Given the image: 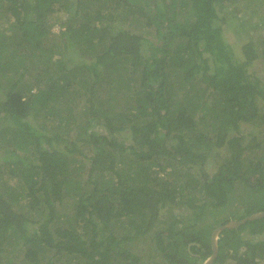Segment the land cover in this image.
<instances>
[{"label":"trees","instance_id":"obj_1","mask_svg":"<svg viewBox=\"0 0 264 264\" xmlns=\"http://www.w3.org/2000/svg\"><path fill=\"white\" fill-rule=\"evenodd\" d=\"M96 1L114 9L132 3ZM228 1L188 0L196 17L185 23L176 18L177 0L165 11L152 10L148 22L156 25L160 40L145 60V38L117 27L108 42V31L97 26L106 12L98 9L96 18L81 14L84 0H0V264L9 242L15 247L6 264H15L20 249L25 264H69L78 258L83 264H147L125 242L148 234L166 209L184 207L190 215L173 216L155 233L166 264L196 261L189 241H199L191 249L201 257L213 253L211 234L218 225L208 222L212 212L215 217L226 205L238 179L264 187V156L245 158L263 142L252 134L244 142L240 133L245 123L264 122L263 78L249 70L264 61V44L259 46L264 37L249 38L236 52L221 24L228 19ZM134 6L126 11L137 12ZM260 15L253 16L260 21ZM175 38L183 43L171 51ZM80 53L96 58L80 61ZM130 57L132 74L124 78L121 72L112 80L130 95L112 88L99 95L98 86L105 87L102 66L115 70ZM174 71L178 85L199 78L206 93L184 94L187 104H179ZM125 131L130 144L118 136ZM170 138L178 142L169 144ZM222 150L228 155L211 164V175L206 164ZM189 163L199 166L202 180L192 175ZM14 177L21 184L11 183ZM263 209L251 208L240 218ZM115 227H122L123 236ZM246 229L264 234V216L223 229L218 260L224 263L232 254L242 264H259L264 236L253 244L241 236Z\"/></svg>","mask_w":264,"mask_h":264},{"label":"rangeland","instance_id":"obj_2","mask_svg":"<svg viewBox=\"0 0 264 264\" xmlns=\"http://www.w3.org/2000/svg\"><path fill=\"white\" fill-rule=\"evenodd\" d=\"M132 3L129 4H124L122 3L119 9H114L113 6H102L99 5L98 1L96 0H84V8L81 12V14H90L92 17L97 16L96 11L99 10H104L106 12V16L104 19H99L97 22V26L99 28H103L104 31H108L106 35V40L109 42L113 33L117 32V27L120 29H127L132 32L140 34L143 38L146 39V41H142L143 47L141 48V52L143 55V58L149 59L151 57L152 51H155L153 48V45L158 44L160 37L157 34V28L155 24L149 23V19H151L150 16L153 17L152 15V10L154 9H161L163 11L166 10L167 3L171 0H142V3L135 2L134 0H130ZM190 1V0H189ZM184 0H177V20L178 22L185 23L189 21H193L196 17V14L194 11H192L191 2L187 6L183 7ZM137 3V4H136ZM137 7H135L134 5ZM144 5V9H139L138 5ZM226 14H227V21L222 22L223 26V32L225 35V38L227 42L230 43L231 47L236 49V52L241 53V48L240 46L243 45V42L248 40L249 38H255V37H264V0H229L226 3ZM131 9L133 8L132 6L137 9V12H128L126 11L127 7H130ZM183 7V8H182ZM186 8V9H184ZM134 9V8H133ZM225 12V11H224ZM221 13V15L224 14ZM261 14V20L259 21L258 17L254 18V14ZM126 16V17H125ZM64 17V14H60V18ZM243 19L245 22L243 23ZM92 23H95V20L92 21ZM167 23V21H166ZM251 24H255L253 27ZM258 24V25H257ZM257 25V26H256ZM54 30L59 31V25L56 24L54 27ZM247 31V32H246ZM182 38H175L171 42V51H176L177 48H180V44L182 42ZM264 40L259 44L260 48H263ZM185 46L182 47V51ZM82 55V53H80ZM95 56L93 54H84L82 55V58L80 61H86L90 62L92 58L94 59ZM96 58V57H95ZM78 60V59H77ZM133 62L131 57L127 61H123L119 64L117 69H112V68H107L102 66V75L103 77L101 78V82H103L104 86L99 85L98 87L102 88V93L101 91L99 92V95L101 94L104 96L106 94L107 90L113 89L112 91L122 93L125 96L130 95L129 93H125V90L123 92V89L117 90V85L114 83L112 84L113 77H116L119 73L121 72H126L124 78H128L132 74L133 71ZM143 65H141L139 68H141ZM250 72H255L258 75H260L263 80L262 83L264 85V61L259 59L252 67H250ZM138 72V71H137ZM134 74V72H133ZM42 78L47 77L46 73H41ZM39 76V77H40ZM30 78L29 75H27V79ZM41 78V80H42ZM174 81V85L176 84V91L173 88V94H175L176 99L178 100L179 104H184L186 106L187 102L184 101V94L192 95L198 93L199 97L204 95L206 92L202 89L203 86L207 85L205 82H203L199 78L194 79L192 83H185V87L178 85V76L176 71L173 73L172 77ZM29 83L31 82L28 81ZM139 82V81H138ZM115 89V90H114ZM101 90V89H100ZM198 90V91H197ZM129 91V90H126ZM134 92H132L133 94ZM172 93V92H171ZM184 99V100H183ZM187 100V99H186ZM203 104V100H199L196 102L194 101L195 107V117L198 120L202 114V109L201 106ZM261 104V113H264V101H260ZM81 107H84V103L81 104ZM85 118V116H82ZM81 121V117L79 118ZM39 121L41 119L38 118ZM241 134L245 137V141L249 139V135H254L256 137V140H259L260 142H263L262 146L263 148H258L247 152V160L254 161V160H259L264 156V122H259L257 124L254 123H245L241 127ZM173 134H171L172 136ZM119 138L123 139V141L127 144L131 143V136H129V132L125 131L124 133H119L118 134ZM169 144H176L178 141L175 138H170L168 139ZM227 150H222V153L220 155H215L216 161L213 158L209 159V162L206 164L205 171H207L209 174H213L215 172V168L211 164H218L220 163L225 156H227ZM190 167H192V175L197 176V178L202 180L201 173L199 172V166L198 165H191L189 163ZM208 165V166H207ZM179 166H183L182 163H179ZM246 179H238L237 182L235 183L234 186V191L233 193L230 194L228 197V201L225 206H223L218 214L212 212V214L208 218V222L211 223L212 225L220 226L221 222H223L225 219H239L241 215H244L247 210L249 209H260L264 207V187L258 189L259 184L252 183V185H256L257 188L252 187L250 184H247ZM20 183L21 181L19 178L14 177L11 179V183ZM263 185V184H262ZM91 185H87L85 189L89 190L91 189ZM202 201V200H201ZM61 206L65 207V203L61 204ZM209 210V209H208ZM211 210V208H210ZM191 210L189 208L184 207L182 209L175 208L173 211H169V209H166L165 211L161 212V215L159 217L158 223L154 226V228L146 235L141 236L140 240L133 241L131 242H125L126 246H128L133 252L138 253L141 256V261L142 263L147 262V264H166L163 255L161 251L157 247V243L155 241V233L157 230L165 228L167 226V221L171 220L173 216L179 217L183 215H190ZM35 218H38V216L34 215ZM68 217V214H67ZM229 219V220H230ZM61 220L66 221L65 217L63 216ZM251 224V223H250ZM217 226V227H218ZM122 228V227H121ZM121 228H118L114 230L115 234L117 236H123L124 231L121 230ZM163 231V230H162ZM262 233H257V234H252L246 229L244 232H242L241 236L243 239H248L250 242L255 244L258 242L261 238ZM15 245H13L11 242H9L6 246V251L3 253V262L6 264L7 259L11 257V249H13ZM243 248L240 250L242 251ZM260 251V250H258ZM24 250H19L16 255H19L15 258L14 263L15 264H25L27 262V257L24 254ZM115 259V257H113ZM261 259L257 260L259 264H264V257H260ZM19 262L20 260H22ZM73 262H69V264H83L84 260L83 259H72ZM116 260V259H115ZM156 261V262H155ZM59 262V260H58ZM160 262V263H159ZM122 263L121 261L117 260L115 261L114 264H120ZM223 264H242L240 263L239 259H237L235 256L230 254L227 257L226 262Z\"/></svg>","mask_w":264,"mask_h":264},{"label":"water","instance_id":"obj_3","mask_svg":"<svg viewBox=\"0 0 264 264\" xmlns=\"http://www.w3.org/2000/svg\"><path fill=\"white\" fill-rule=\"evenodd\" d=\"M264 216V209L253 213L247 217H244L242 219H231L227 223L221 224L220 226L216 227L215 230L212 233V244H213V253L210 255L209 260H213L214 257L218 253V237L220 232L225 228H234L237 227L243 223H245L248 220H253L256 218H260Z\"/></svg>","mask_w":264,"mask_h":264},{"label":"flooded vegetation","instance_id":"obj_4","mask_svg":"<svg viewBox=\"0 0 264 264\" xmlns=\"http://www.w3.org/2000/svg\"><path fill=\"white\" fill-rule=\"evenodd\" d=\"M230 219V218H229ZM239 219H242V218H239ZM213 233V232H212ZM196 239H197V237H195ZM219 240H220V235H219V237H218V252H219ZM186 241H187V239H186ZM192 245H197L198 247L200 246V243H199V241H189V242H187V245H186V247L188 248V251L191 253V255L193 256V257H195V258H198L196 261H194V262H191L190 264H223L222 262H221V260H218L217 258H218V254L219 253H217V255L214 257V259L213 260H209V257H210V255L209 256H207V257H201L202 256V253H200V251H197V252H193L192 251V249H191V246ZM211 247H212V249H213V244H212V234H211ZM202 247H200V249H201ZM203 250L204 251H206V248H204L203 247ZM186 260V259H185ZM226 262V261H225Z\"/></svg>","mask_w":264,"mask_h":264},{"label":"clouds","instance_id":"obj_5","mask_svg":"<svg viewBox=\"0 0 264 264\" xmlns=\"http://www.w3.org/2000/svg\"><path fill=\"white\" fill-rule=\"evenodd\" d=\"M230 220H231V219H230ZM214 230H215V229H214ZM214 230H213V231H214ZM219 235H220V234H219Z\"/></svg>","mask_w":264,"mask_h":264}]
</instances>
